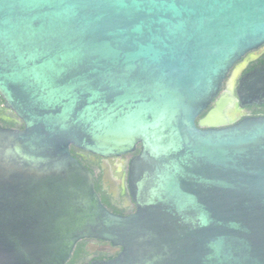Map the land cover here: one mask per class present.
Listing matches in <instances>:
<instances>
[{"label": "water", "instance_id": "obj_1", "mask_svg": "<svg viewBox=\"0 0 264 264\" xmlns=\"http://www.w3.org/2000/svg\"><path fill=\"white\" fill-rule=\"evenodd\" d=\"M264 44V0H0V264H264V116L204 117L228 73ZM241 106L264 102V63ZM226 122V121H225ZM139 149L137 211L101 200L71 152Z\"/></svg>", "mask_w": 264, "mask_h": 264}, {"label": "flooded vegetation", "instance_id": "obj_2", "mask_svg": "<svg viewBox=\"0 0 264 264\" xmlns=\"http://www.w3.org/2000/svg\"><path fill=\"white\" fill-rule=\"evenodd\" d=\"M264 63V44L246 53L228 73L222 88L215 100L198 117H204L217 106V102L224 101L225 118L218 119L217 127L234 125L244 118L264 116V102L261 104L241 106L237 95L241 77L252 70L257 64ZM1 97V96H0ZM0 98V124L5 127L22 128L20 119L3 106ZM226 121V122H225ZM134 152L118 156H100L86 150L74 147L75 156L94 172V185L102 202L111 210L119 214H131L137 211L133 201L129 183L131 161L139 153ZM109 241L85 237L75 245L72 255L66 264H91L96 260H108L115 257Z\"/></svg>", "mask_w": 264, "mask_h": 264}, {"label": "trees", "instance_id": "obj_3", "mask_svg": "<svg viewBox=\"0 0 264 264\" xmlns=\"http://www.w3.org/2000/svg\"><path fill=\"white\" fill-rule=\"evenodd\" d=\"M0 98H1V97H0ZM1 102H2V103L4 102L2 98H1ZM21 127H23V125H22ZM71 152H72L73 155H75V154H74V147H73V146L71 147Z\"/></svg>", "mask_w": 264, "mask_h": 264}]
</instances>
